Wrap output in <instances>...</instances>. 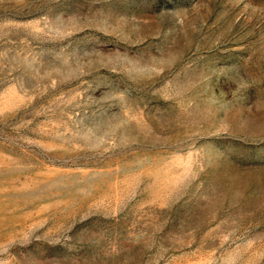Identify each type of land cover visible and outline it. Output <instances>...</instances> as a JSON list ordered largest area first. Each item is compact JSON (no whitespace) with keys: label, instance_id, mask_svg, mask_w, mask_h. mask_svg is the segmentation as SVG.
Listing matches in <instances>:
<instances>
[{"label":"rangeland","instance_id":"rangeland-1","mask_svg":"<svg viewBox=\"0 0 264 264\" xmlns=\"http://www.w3.org/2000/svg\"><path fill=\"white\" fill-rule=\"evenodd\" d=\"M0 264H264V0H0Z\"/></svg>","mask_w":264,"mask_h":264}]
</instances>
